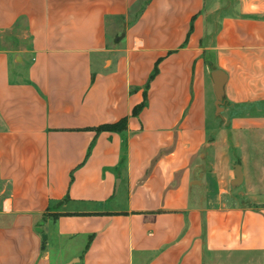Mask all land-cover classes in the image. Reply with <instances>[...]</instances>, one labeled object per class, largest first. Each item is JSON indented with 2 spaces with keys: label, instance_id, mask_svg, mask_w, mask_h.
Segmentation results:
<instances>
[{
  "label": "crops",
  "instance_id": "1",
  "mask_svg": "<svg viewBox=\"0 0 264 264\" xmlns=\"http://www.w3.org/2000/svg\"><path fill=\"white\" fill-rule=\"evenodd\" d=\"M72 259L264 264V0H0V264Z\"/></svg>",
  "mask_w": 264,
  "mask_h": 264
},
{
  "label": "water",
  "instance_id": "2",
  "mask_svg": "<svg viewBox=\"0 0 264 264\" xmlns=\"http://www.w3.org/2000/svg\"><path fill=\"white\" fill-rule=\"evenodd\" d=\"M212 82H213V89L216 97V107L218 108L221 105L222 102V87L224 85V78L222 74L218 71H215L211 75ZM219 109V108H218ZM235 175L237 179H240V173L239 168L236 167L235 169ZM36 232L42 235L43 241L46 240V236L42 234V230L40 228L36 229Z\"/></svg>",
  "mask_w": 264,
  "mask_h": 264
},
{
  "label": "rangeland",
  "instance_id": "3",
  "mask_svg": "<svg viewBox=\"0 0 264 264\" xmlns=\"http://www.w3.org/2000/svg\"><path fill=\"white\" fill-rule=\"evenodd\" d=\"M211 109H213V108H211ZM210 117H211V116H210ZM44 232H45V231H44ZM51 241H52V239L49 237L47 243H50V245H51ZM57 243L60 244L59 241H57ZM61 244H64V245H65V244H68V243L64 241V243L62 242ZM70 244H71L73 247H75L76 250H77L78 247H80V243H74V242H73V243H70ZM72 246H70V247H72ZM50 247H51V246H50ZM65 264H79V263H76L75 260L72 259V260L66 262Z\"/></svg>",
  "mask_w": 264,
  "mask_h": 264
},
{
  "label": "trees",
  "instance_id": "4",
  "mask_svg": "<svg viewBox=\"0 0 264 264\" xmlns=\"http://www.w3.org/2000/svg\"><path fill=\"white\" fill-rule=\"evenodd\" d=\"M102 131H118V126H104V127H100L99 129H97V133L98 132H102ZM57 216H55L54 218H56Z\"/></svg>",
  "mask_w": 264,
  "mask_h": 264
}]
</instances>
